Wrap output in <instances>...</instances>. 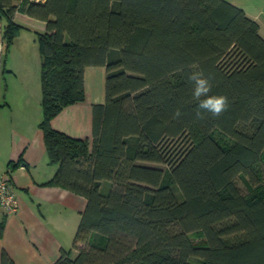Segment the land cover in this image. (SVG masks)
<instances>
[{"label": "trees", "instance_id": "1", "mask_svg": "<svg viewBox=\"0 0 264 264\" xmlns=\"http://www.w3.org/2000/svg\"><path fill=\"white\" fill-rule=\"evenodd\" d=\"M16 12L46 24L37 34L38 128L58 169L53 182L87 203L76 255L62 250L53 264H264L258 24L226 0H0L5 54L24 29ZM193 64L212 94L228 97L219 118L196 117ZM89 66L106 70L91 141L50 124L85 100ZM0 264L14 263L2 251Z\"/></svg>", "mask_w": 264, "mask_h": 264}, {"label": "crops", "instance_id": "2", "mask_svg": "<svg viewBox=\"0 0 264 264\" xmlns=\"http://www.w3.org/2000/svg\"><path fill=\"white\" fill-rule=\"evenodd\" d=\"M43 2L44 0H40ZM242 9L259 26L264 38V0H226ZM14 21L23 26L5 54L0 16V177L10 171L12 191L18 210L4 214L0 207L1 253L14 264H53L61 251H70L86 206V198L53 182L57 167L48 162L43 133L40 66L37 34L46 24L16 12ZM85 100L68 105L51 119L53 130L74 139H92L93 105L105 101L106 70L102 66L84 68Z\"/></svg>", "mask_w": 264, "mask_h": 264}, {"label": "clouds", "instance_id": "3", "mask_svg": "<svg viewBox=\"0 0 264 264\" xmlns=\"http://www.w3.org/2000/svg\"><path fill=\"white\" fill-rule=\"evenodd\" d=\"M193 71L188 76V81L192 85V99L196 103V117L203 119L205 114H210L214 118H219L228 110L230 104L227 96L212 94L211 78L206 77L197 64L190 66ZM182 112L177 108L173 113V119H179Z\"/></svg>", "mask_w": 264, "mask_h": 264}, {"label": "built area", "instance_id": "4", "mask_svg": "<svg viewBox=\"0 0 264 264\" xmlns=\"http://www.w3.org/2000/svg\"><path fill=\"white\" fill-rule=\"evenodd\" d=\"M38 2L40 0H31ZM0 207L4 214L10 215L18 210V198L12 191L10 171L0 177Z\"/></svg>", "mask_w": 264, "mask_h": 264}, {"label": "rangeland", "instance_id": "5", "mask_svg": "<svg viewBox=\"0 0 264 264\" xmlns=\"http://www.w3.org/2000/svg\"><path fill=\"white\" fill-rule=\"evenodd\" d=\"M239 184H240V183H239ZM240 185L242 186V184H240ZM242 187H243V186H242ZM175 194H176L177 199L180 200V195H179V193H178L177 190H175ZM191 237L193 238L194 241H201L202 238H203L202 235H200V234H198V233H194ZM76 253H77V252H76Z\"/></svg>", "mask_w": 264, "mask_h": 264}]
</instances>
